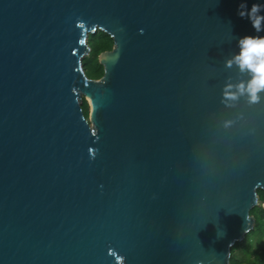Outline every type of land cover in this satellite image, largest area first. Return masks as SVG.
I'll list each match as a JSON object with an SVG mask.
<instances>
[{"label": "water", "instance_id": "water-1", "mask_svg": "<svg viewBox=\"0 0 264 264\" xmlns=\"http://www.w3.org/2000/svg\"><path fill=\"white\" fill-rule=\"evenodd\" d=\"M243 2L0 0V264H230L264 191Z\"/></svg>", "mask_w": 264, "mask_h": 264}, {"label": "trees", "instance_id": "trees-1", "mask_svg": "<svg viewBox=\"0 0 264 264\" xmlns=\"http://www.w3.org/2000/svg\"><path fill=\"white\" fill-rule=\"evenodd\" d=\"M91 47L90 54L83 60L84 70L87 77L99 79L104 74L103 67L98 62V57L102 52L111 51L114 46L112 37L103 31H98L95 35H90L88 39ZM89 69V70H87ZM83 110L85 116L89 117V105L84 101ZM260 205L251 211L255 217L254 228L246 235L245 239L236 243L231 249L230 264H264V191L259 190ZM257 240L254 244V240Z\"/></svg>", "mask_w": 264, "mask_h": 264}, {"label": "clouds", "instance_id": "clouds-1", "mask_svg": "<svg viewBox=\"0 0 264 264\" xmlns=\"http://www.w3.org/2000/svg\"><path fill=\"white\" fill-rule=\"evenodd\" d=\"M264 10V4L253 3L251 9H248L247 3L240 4L238 15L241 18H247L251 21L253 28L257 33L264 31L261 29V22L264 21V15H258ZM241 45V51L235 60L238 61L241 70L248 69L253 73L252 80L248 83L247 91L250 94L251 102H257V95L264 90V36L248 35L241 38L238 42ZM232 61H228L227 66H231ZM241 92L244 91V85H240ZM235 98V94H228Z\"/></svg>", "mask_w": 264, "mask_h": 264}, {"label": "rangeland", "instance_id": "rangeland-1", "mask_svg": "<svg viewBox=\"0 0 264 264\" xmlns=\"http://www.w3.org/2000/svg\"><path fill=\"white\" fill-rule=\"evenodd\" d=\"M87 70H89V69H87ZM87 72H88V71H86V72H85V73H86V75H87ZM90 79H91V78H90ZM89 112H90V108H89ZM256 241H257V240L255 239V240H254V244H256V243H257Z\"/></svg>", "mask_w": 264, "mask_h": 264}]
</instances>
